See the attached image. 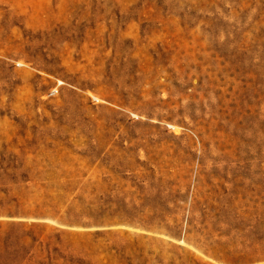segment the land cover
<instances>
[{"label": "rangeland", "instance_id": "obj_1", "mask_svg": "<svg viewBox=\"0 0 264 264\" xmlns=\"http://www.w3.org/2000/svg\"><path fill=\"white\" fill-rule=\"evenodd\" d=\"M0 264H264V0H0Z\"/></svg>", "mask_w": 264, "mask_h": 264}]
</instances>
